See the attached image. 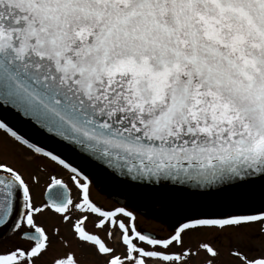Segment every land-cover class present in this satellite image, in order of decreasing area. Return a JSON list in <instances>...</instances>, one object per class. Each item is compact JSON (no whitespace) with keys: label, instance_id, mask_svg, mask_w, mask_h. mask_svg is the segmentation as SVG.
I'll return each instance as SVG.
<instances>
[{"label":"snow or ice","instance_id":"snow-or-ice-1","mask_svg":"<svg viewBox=\"0 0 264 264\" xmlns=\"http://www.w3.org/2000/svg\"><path fill=\"white\" fill-rule=\"evenodd\" d=\"M32 132L129 189L261 207L158 237ZM0 133V264H264V0H0ZM21 150L49 164L29 171ZM206 229L226 250L193 244Z\"/></svg>","mask_w":264,"mask_h":264},{"label":"water","instance_id":"water-1","mask_svg":"<svg viewBox=\"0 0 264 264\" xmlns=\"http://www.w3.org/2000/svg\"><path fill=\"white\" fill-rule=\"evenodd\" d=\"M13 122L18 123L22 132L28 130V126L22 121ZM32 136L34 140L40 141L42 145L47 144L49 147H58L60 151L69 155L74 163L83 167L86 172L91 173L92 180L95 182L97 187L101 188L103 193L109 195L110 197H114L118 201L125 199L128 204L136 205L140 203V207L157 210H161V208L167 205L171 206L174 210L176 209L180 211L181 213H190L192 215L202 212L220 213L242 209L246 210L248 208L255 207V205H261L258 201L253 204H249L226 197H176L157 195L149 189H129L112 180L109 177L110 170H104L98 162L92 161L84 155H77L71 148L58 145L36 132H32Z\"/></svg>","mask_w":264,"mask_h":264},{"label":"flooded vegetation","instance_id":"flooded-vegetation-1","mask_svg":"<svg viewBox=\"0 0 264 264\" xmlns=\"http://www.w3.org/2000/svg\"><path fill=\"white\" fill-rule=\"evenodd\" d=\"M37 157H39V156H37ZM44 160H46V159L44 158ZM91 196H92V199L98 205H100V206H102V207H104L106 209H111V208H114V207H118V206H120L119 203H123V204L125 203V202H120V201H116V203H115L113 201L114 200L113 198L107 197L106 195L102 194L101 189L96 187V185L93 182H92V186H91ZM122 206L129 207V210H131V211H133L135 213V215H136V224H137V226L140 229L144 230L145 232H150V233H152V234H154V235H156L158 237L167 236L171 232L173 226H176V221L178 219H180L182 216H184V215H192L190 213H182V214H180L181 212L173 211L169 207L168 208L170 210H172L173 213H172V211L167 212L165 210L162 211V210H157V209H146V208H144V209L143 208L142 209H135V208L131 207V205H128L127 203H125ZM259 207H261V206H259ZM259 207H257V208H259ZM237 211H244V210H236L234 212H237ZM137 215L142 217L141 219L143 220V222H139V223L137 222ZM168 215L172 216V219L174 221L173 224L167 223L166 220L164 219V216L165 217H169ZM153 216H154V218H156L154 220H157V218H159L158 219L159 221H157V224H156L157 225L156 226L157 229L154 230V231H151L149 229V227L151 226L150 223H152V221H153ZM177 216H180V217H177ZM89 227L91 228V223H89ZM64 230L65 229L62 228V231H64ZM206 230H212V229H206ZM215 231L216 230H213V232H215ZM216 234H219V233H216ZM224 236H226V235H224ZM214 242H216V240H214ZM5 243H7V240H5ZM219 244L221 245V242ZM227 246H228V240H226L223 243V245L221 246L222 251L226 250ZM194 261H195V264L196 263L199 264V262L196 261L195 258H194Z\"/></svg>","mask_w":264,"mask_h":264},{"label":"rangeland","instance_id":"rangeland-1","mask_svg":"<svg viewBox=\"0 0 264 264\" xmlns=\"http://www.w3.org/2000/svg\"><path fill=\"white\" fill-rule=\"evenodd\" d=\"M3 136H4V134L0 133V137H3ZM9 144H11V141H9ZM26 151L27 150L18 151L16 154V159L21 160L24 167L27 168L29 171L35 172L37 170L38 165H48L49 164V162L44 160V158H42V157H34L32 159H26L25 155H24ZM57 171L65 177L66 172L64 170L59 169L58 166H57ZM40 175H41V185L38 186L36 189V198L38 200L42 199L43 185L45 184L46 179H47V173H41ZM113 201L116 203V200H113ZM124 204L119 203L120 206H122ZM139 205H140V203L136 204L135 206L131 205V207H133L135 209H139V208H141ZM141 218H142L141 216L137 215V222L138 223L143 222V220ZM154 219H156V218H154V216H153V221H152V223H150L151 226L149 227V229L151 231H154L157 229L156 224H157V221H159L158 220L159 218H157V220H154ZM45 223L49 227H52L58 223V218L55 217L54 215H48L45 217ZM65 227L66 226L61 225V228L65 229ZM216 233L217 232L216 231L213 232V230H201L197 233H192L191 234L192 242L194 241L193 244L195 245L197 242L202 241V240H204V241L216 240L217 246L221 247L223 245V243L226 240H228V237L224 236L223 234H216ZM220 242H221V245L219 244ZM204 257H205V253L201 252L200 257H197L199 260L197 258H195V260L198 261L200 264V262L204 259Z\"/></svg>","mask_w":264,"mask_h":264},{"label":"bare ground","instance_id":"bare-ground-1","mask_svg":"<svg viewBox=\"0 0 264 264\" xmlns=\"http://www.w3.org/2000/svg\"><path fill=\"white\" fill-rule=\"evenodd\" d=\"M168 207H169L170 209H172L171 206H167V205H166V206H164L163 208H161V210H162V211L165 210V211H167V212H170V211H172V210H173V211H178V210H176V209H175V210H174V209L170 210ZM173 211H172V213H173ZM178 212H179V211H178ZM180 214H182V213H180ZM168 216H169V215H168ZM177 217H180V216H177ZM164 219H165L166 222L169 223V224H173V223H174V221H173V219H172V216H169V217H165V216H164Z\"/></svg>","mask_w":264,"mask_h":264}]
</instances>
